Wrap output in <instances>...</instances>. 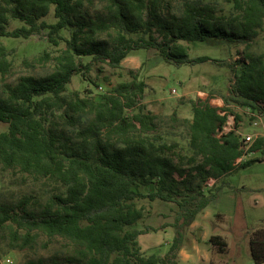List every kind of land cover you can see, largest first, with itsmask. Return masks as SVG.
<instances>
[{
  "label": "trees",
  "instance_id": "1",
  "mask_svg": "<svg viewBox=\"0 0 264 264\" xmlns=\"http://www.w3.org/2000/svg\"><path fill=\"white\" fill-rule=\"evenodd\" d=\"M95 1L101 9L90 13ZM224 2L228 10L205 0H0V37L27 39L46 31L49 43L64 45L54 56L42 54L52 60L51 71L22 75L0 93V168L59 187L44 200L29 194L14 203L1 201L0 229L23 230L24 245L38 234L62 238L69 253L53 264L179 263L185 231L221 187L207 190V180L218 181L245 153L264 147L259 138L245 150L238 133L244 116L253 119L247 111L264 113V50L252 49L264 29V0ZM51 8L55 20L48 22ZM11 21L19 25L9 28ZM193 41L243 49L234 59L190 57ZM138 49H154L177 65L211 62L232 75L227 92L219 95L221 105L204 91L189 101L191 118L176 110L167 117L186 132L189 154L177 140L166 139L159 126L163 118L142 103L146 83L131 71L130 80L98 98L89 89L68 90L74 75L94 85L91 70L121 69ZM12 52L0 44L2 74L10 70ZM229 115L234 126L222 132ZM142 200L178 208L166 224L174 235L162 255L141 249L139 236L157 231L137 227L149 215ZM248 235L253 264H264V227ZM208 242L220 249L227 245L218 234Z\"/></svg>",
  "mask_w": 264,
  "mask_h": 264
},
{
  "label": "rangeland",
  "instance_id": "2",
  "mask_svg": "<svg viewBox=\"0 0 264 264\" xmlns=\"http://www.w3.org/2000/svg\"><path fill=\"white\" fill-rule=\"evenodd\" d=\"M205 1L214 2L225 10L230 8L224 0ZM172 3L178 5L176 1ZM100 9L95 1L89 12ZM45 19L48 22L55 20L52 8ZM18 25L19 22L11 21L9 28ZM45 34L46 31H42L41 34L32 35L27 39L0 37V44L8 49L13 48L8 57L10 70L6 74L0 72V93L4 84L13 83L22 75L39 76L51 71L52 60L43 59L42 54L48 52L54 56L64 45L53 46ZM242 49L241 44L229 45L226 42L188 43L190 57L206 55L216 59H234L238 50L241 52ZM252 49L264 50V29ZM130 71L138 80L146 83L142 100L146 110L163 118L159 126L162 131L167 132L166 139L177 140L182 151L187 154L189 150L186 132L182 128L172 127L167 117L176 109L181 118H191L189 101L204 97V94H201L204 91L213 92L217 96L211 99L213 104H222L219 95L227 92L232 76L227 68L211 62L177 65L164 61L154 49H138L132 50L122 61L121 69L105 67L102 73L97 72L96 68L91 70L88 76L95 80L94 85L74 75L67 87L68 90H79L81 94L84 89H89L92 95L98 98L116 84L130 80ZM229 121L234 125L232 115L227 117L225 128L229 127ZM250 122L251 120L244 116V126L241 130L246 133L252 131ZM251 159L254 160L252 163L244 164ZM206 185L207 190H213L215 185L221 187L217 198L206 207V211L200 213L194 225L185 231V241L179 252L178 264H253L248 233L254 228L264 227V147L245 154L232 171L220 177L218 181L207 180ZM58 188L52 181L36 180L17 170L0 168V202L14 203L23 195L29 194H35L40 200H44L49 192H58ZM140 204L147 208L149 215L140 221L137 227L150 226L157 229L139 236L141 249L146 254L162 255L174 235L173 228L166 224L174 221L178 208L174 203L160 200H142ZM216 212L217 214H214ZM211 234L220 235L225 240L226 247L220 249L218 245L209 243ZM23 235V230L14 234L8 227L0 229V264H53L54 261L61 262L69 253L70 245L58 236L49 239L43 234H38L30 244L24 245Z\"/></svg>",
  "mask_w": 264,
  "mask_h": 264
},
{
  "label": "built area",
  "instance_id": "3",
  "mask_svg": "<svg viewBox=\"0 0 264 264\" xmlns=\"http://www.w3.org/2000/svg\"><path fill=\"white\" fill-rule=\"evenodd\" d=\"M173 92H175V90H173ZM247 113L253 118L250 122V127L253 130L247 133L244 132L243 130L238 131V133L241 135L244 141L245 150H247L256 139L259 138L264 139V113H254L250 111H247ZM232 118L234 117L232 116ZM229 123L231 124V126ZM229 123H228L229 127L228 128L223 127L222 132H228L233 128L234 125H232L233 124L232 121L231 122L229 121ZM241 159L242 158H239L237 160V163L240 162Z\"/></svg>",
  "mask_w": 264,
  "mask_h": 264
},
{
  "label": "crops",
  "instance_id": "4",
  "mask_svg": "<svg viewBox=\"0 0 264 264\" xmlns=\"http://www.w3.org/2000/svg\"><path fill=\"white\" fill-rule=\"evenodd\" d=\"M222 102H223V101H222ZM219 105H221V104H219ZM174 110H176V109H174ZM174 110H173V111H174ZM151 112H152V111H151ZM176 112H177V111H176ZM153 113H154V112H153ZM155 114H156V113H155ZM177 115H178V114H177ZM178 116H179V115H178ZM179 117H180V116H179ZM207 207H208V206H207ZM205 209H206V208H205ZM205 209H203V211H206ZM203 211H202V212H203ZM200 213H201V212H200ZM200 213L197 215L196 219L200 216ZM214 214H217V212L214 213ZM205 215H206V214H205ZM207 217L209 218V216H207ZM196 219H195V220H196ZM194 222H196V221H194ZM194 222L190 225L191 227L194 225Z\"/></svg>",
  "mask_w": 264,
  "mask_h": 264
}]
</instances>
